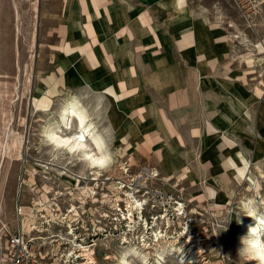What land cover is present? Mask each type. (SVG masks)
Masks as SVG:
<instances>
[{"label":"rangeland","instance_id":"obj_1","mask_svg":"<svg viewBox=\"0 0 264 264\" xmlns=\"http://www.w3.org/2000/svg\"><path fill=\"white\" fill-rule=\"evenodd\" d=\"M163 1L119 0L114 24L96 21L99 35L112 28L101 42L112 44L117 69L99 45L95 67L78 51L65 61L68 43H88L82 26L83 39L65 37L64 0H0V264L7 232L26 234L40 264H87L83 249L95 264H119L132 248L149 264H256L237 250L252 223L244 205L264 211V9L250 28L233 0ZM191 32L195 46L184 42ZM165 63L195 76L188 101L176 74L171 91L153 80ZM132 67L124 94L122 70ZM72 97L108 143L100 171L44 143ZM209 122L219 134L206 135Z\"/></svg>","mask_w":264,"mask_h":264},{"label":"crops","instance_id":"obj_2","mask_svg":"<svg viewBox=\"0 0 264 264\" xmlns=\"http://www.w3.org/2000/svg\"><path fill=\"white\" fill-rule=\"evenodd\" d=\"M65 3L69 4V8H66V11H69V16H67V20H69L68 22L71 23V26L66 25L65 26V37L70 38V36H74L75 32H78L80 37L82 38L83 34L81 33V26L83 27V30L85 31L84 35L86 38V41L88 44H86V46H78V47H72L70 46L71 44L68 43L66 47H64V56L65 57V61L66 58H72L74 56H76L77 51L82 53H85L90 62L92 63L93 67L97 66V63L100 64V62L98 61V57L101 54V51L99 48L97 47H93V45H99L102 49V52L105 54L106 56V60L107 63L109 62L113 68H117L118 69V64H114V59L115 57H113L114 55V48H112V44L111 43H106V42H101L103 38H105L108 33L110 31H112V28L109 27V30L107 29L108 27H104L105 32L104 34L101 33L102 35L98 34V31L95 29L94 25L96 23V21H101L103 24L107 23L106 26H108V24H114L113 21V17L115 18L117 16V14L115 13V11L113 10L114 8H117V1L119 0H64ZM177 1V0H176ZM76 2L77 4V8L76 10H74L75 12H73V16L72 14V3ZM138 2H140L143 6L144 3L146 5H149V7L151 6H155V7H162L159 4L163 3V0H138ZM188 3V0H186V5ZM130 5H128L129 7ZM175 6L177 7L176 3ZM126 10V13L123 12L122 14V18H121V23H125L123 24L122 29L120 30V32H126L128 31V27L126 26V21H125V17H129V11L128 8L125 7L124 8ZM79 14V16H78ZM113 15V17H112ZM204 17V16H203ZM70 28H72L73 30L70 32ZM78 28V29H77ZM111 29V30H110ZM83 39V38H82ZM91 41V42H88ZM184 42L186 45L188 44H192V45H196V38L193 36V32L185 35V39ZM110 50L113 52V54H110ZM83 55V54H82ZM67 63V62H66ZM159 64H157L155 66L158 67ZM165 66L157 69L153 72V80L158 83V84H162V85H170L169 90L171 91L173 86L172 84L175 86V82L173 79V74H176L177 77L180 78L181 82L183 84L180 83V85L175 86V90H177L178 95L181 97V99L183 101H188L189 97H191V93H192V89L193 86L196 82H194L196 80L194 75H190L188 74L182 67H175V66H171L169 63H165ZM180 69H183L182 71ZM60 70L62 71V68H60ZM154 70V69H153ZM123 71V76L122 78H125V80L121 81V86L123 89V93L124 94H129V84L128 83H132L134 82V78H135V69L132 67L131 71L129 73V71L124 68ZM184 88V89H183ZM167 90V91H169ZM107 91H109V94L113 95L115 94L117 96V100H120V95H118L113 87H109L107 84ZM174 91V89H173ZM113 92V93H112ZM105 95V92H103ZM114 96V95H113ZM115 98V97H114ZM176 97L171 96V105L174 106L175 104V99ZM116 101V99H115ZM166 121V124L168 126V128L170 129V131H174L177 134V131L175 130L174 126L172 123H169L166 120V117H163ZM221 130H219L217 127H215L211 122H209L208 125V129L206 131V135H209L210 137L214 136V134L220 132ZM179 138V142L182 143V140L180 137ZM193 157V156H192Z\"/></svg>","mask_w":264,"mask_h":264},{"label":"bare ground","instance_id":"obj_3","mask_svg":"<svg viewBox=\"0 0 264 264\" xmlns=\"http://www.w3.org/2000/svg\"><path fill=\"white\" fill-rule=\"evenodd\" d=\"M176 5L178 8H183L186 5V0H182V2L181 0H177ZM44 99L45 97H43L40 100L39 104L42 105L44 102ZM116 101L118 102L119 100H116ZM57 119L55 122L47 124V126H45L44 133L54 132L57 134L60 140H70L71 141V143L68 144V147L61 148L57 152L58 154L61 152H64L70 155V159H75V161H80V162L85 163L86 167H88L89 170H92V171L93 170L100 171L101 169H104L107 167L108 164L106 166L101 167L99 165H90L87 162L89 158L98 159L101 156L103 151H107L109 154L110 152L108 149V143L106 141L105 136L99 132L96 122H94V119L92 118L88 109L83 105V103L78 97H72L67 100V102L62 106ZM219 133L220 132L216 134H219ZM81 136L84 137L82 140L79 139V137ZM221 140H222V143H224V145H227L224 139L221 138ZM77 145H83V147L76 148ZM73 148H76V150L72 151L71 149ZM80 157H84V159H81ZM110 157H111V154H110ZM229 158H231L234 161L235 167H242L244 164L241 161H239L236 153L229 156ZM240 158L242 159V157ZM173 169L175 168L173 167ZM223 180L224 179L222 178H218L217 184L219 185L220 183H223ZM229 181L230 180H227V181L224 180V182H227V184L229 183ZM136 204H137V201H136ZM243 226H244V230L247 231L248 225L245 224ZM81 257L86 259L87 264H95L94 259L92 258L91 254L89 253L87 249L82 250Z\"/></svg>","mask_w":264,"mask_h":264},{"label":"clouds","instance_id":"obj_4","mask_svg":"<svg viewBox=\"0 0 264 264\" xmlns=\"http://www.w3.org/2000/svg\"><path fill=\"white\" fill-rule=\"evenodd\" d=\"M44 143L51 145L52 153L58 152L61 148H67L56 133H43ZM83 145H77L76 148H82ZM84 159V157H80ZM56 159V155H52ZM90 165L103 164L106 166L111 162L110 154L103 151L98 159L89 158L87 161ZM244 216L251 219L252 223L248 225L247 233L240 237V247L238 254H244L256 261V264H264V211H261L255 204L249 202L244 205ZM241 221L239 220L238 223ZM227 230V227L224 229ZM132 256L140 261V264H149V257L136 248L129 249L119 258V264H130L128 259Z\"/></svg>","mask_w":264,"mask_h":264},{"label":"built area","instance_id":"obj_5","mask_svg":"<svg viewBox=\"0 0 264 264\" xmlns=\"http://www.w3.org/2000/svg\"><path fill=\"white\" fill-rule=\"evenodd\" d=\"M240 14L250 28L255 27L258 16L264 9V0H233ZM6 262L5 264H40L32 241L26 234L6 233Z\"/></svg>","mask_w":264,"mask_h":264},{"label":"snow or ice","instance_id":"obj_6","mask_svg":"<svg viewBox=\"0 0 264 264\" xmlns=\"http://www.w3.org/2000/svg\"><path fill=\"white\" fill-rule=\"evenodd\" d=\"M181 2H182V0H181ZM84 137L83 136H81V137H79V139H83ZM62 142L65 144V146H67L69 143H71V141L70 140H62ZM72 151H75L76 150V148H73V149H71ZM101 167H103V164H101Z\"/></svg>","mask_w":264,"mask_h":264}]
</instances>
